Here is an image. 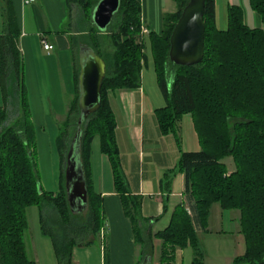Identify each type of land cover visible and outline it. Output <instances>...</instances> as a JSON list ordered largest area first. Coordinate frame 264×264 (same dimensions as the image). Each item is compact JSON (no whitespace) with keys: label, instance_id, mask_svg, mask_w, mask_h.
<instances>
[{"label":"trees","instance_id":"obj_1","mask_svg":"<svg viewBox=\"0 0 264 264\" xmlns=\"http://www.w3.org/2000/svg\"><path fill=\"white\" fill-rule=\"evenodd\" d=\"M3 1V30L0 33L3 98L0 106V264H37L29 259L24 240L29 207L42 209V230L52 238L59 264H73V250L78 245H91L92 238L102 234L104 212L101 196L95 191L91 164L96 138L101 153L110 161L115 191L122 200L125 216L132 223L134 240L140 250L138 264L146 257L153 263L156 239L162 242L159 264H173L176 251L188 246L194 253L193 263L202 264L204 252L194 224L206 230L214 204H219L223 210H237L241 215L246 252L233 264H264V30L246 25L242 8L235 5L228 8L227 29H219L216 1L206 0L204 59L197 66L182 67L172 64L168 55L172 32L189 0H175L177 12L165 14L161 34L152 32L148 39L141 34V0H121L115 16L116 27L109 35L111 52L100 37L102 32L93 24V12L100 0H66L70 16L75 6L93 25L88 32L91 39L81 42L80 46L92 48L107 65L101 107L97 113L85 118L81 126L80 161L89 196L88 214L81 222L72 213L67 199L65 172L73 139L66 131L57 141L64 167L61 191L48 193L39 184L33 164L36 136L20 49L22 32L13 1ZM250 6L264 23V0H250ZM75 43L73 37L76 96L69 106L65 128L68 130L74 126L73 119L78 117L77 132L80 67L79 49L76 53ZM147 53L151 55L157 84L165 100V106L156 110L160 132L162 135L176 133L181 118L191 115L201 146L200 152L181 150L178 164L163 178L164 186L171 193L175 177L185 174L186 195L193 202L195 215L180 205L169 226L158 233L152 231L153 221L142 216V199L130 192L120 161L116 119L108 100L110 92L141 88L143 68L148 65ZM9 104H14L21 116L14 126H4L9 119ZM229 157L235 165L232 173L222 163ZM50 210L57 218L52 228L47 229L43 211ZM106 264H109L107 258Z\"/></svg>","mask_w":264,"mask_h":264},{"label":"crops","instance_id":"obj_2","mask_svg":"<svg viewBox=\"0 0 264 264\" xmlns=\"http://www.w3.org/2000/svg\"><path fill=\"white\" fill-rule=\"evenodd\" d=\"M12 1L22 32L20 49L23 58L37 52L40 54L42 51L39 47L46 51L42 44L45 41L53 46L52 51L56 50V45L59 48L60 54H57L56 58L49 54L52 51H46L48 56H45L50 62L58 60L59 73L62 74L60 55L64 56L67 67L72 70L74 90L68 95L71 99L67 109L68 117L69 106L76 96L71 33H59L62 24L65 20L68 21V17L70 18L67 2L66 0H35L31 3H27L29 0ZM215 1L219 29H227L228 8L234 5L242 8L244 22L248 25L250 16L247 12V0H223L222 4L219 0ZM4 5V1L0 0V33L3 30L1 13ZM141 6L142 24L150 33L158 34L163 30L164 15L174 14L178 8L175 0H141ZM29 14H31L30 22ZM253 17L254 28L264 30L262 19L254 11ZM66 53H71L70 58L65 57ZM64 86L67 94L69 89ZM108 100L116 119L120 161L130 192L142 199V216L153 221V233L164 231L169 226L175 209L180 205H184L194 216L193 202L186 195L185 174L180 173L175 177L171 185V193H168L163 184L165 173L178 164L181 150L201 151L192 116L184 115L181 118L176 133L162 135L156 110L165 106V100L163 98L162 101L153 89L148 94L145 84L142 83L138 90L110 92ZM94 154L95 152L92 153L91 158L94 186L95 191L101 196L105 220L100 234L103 242L97 264H106V258L109 264H138L140 250L134 240L132 223L125 216L122 200L115 191L110 161L101 153L100 147L95 157ZM229 171V173L235 171L234 164L230 166ZM240 218L239 211L223 210L219 204H214L210 210L207 229L203 230L197 223L194 224L204 252L202 264H233L236 258L244 256L246 243L241 233ZM153 244L152 264H159L162 242L156 239ZM73 262L81 264L75 260V257ZM193 262L194 253L190 246L176 251L173 264H194Z\"/></svg>","mask_w":264,"mask_h":264},{"label":"rangeland","instance_id":"obj_3","mask_svg":"<svg viewBox=\"0 0 264 264\" xmlns=\"http://www.w3.org/2000/svg\"><path fill=\"white\" fill-rule=\"evenodd\" d=\"M222 4L224 1L219 0ZM247 12L250 17H248V25L250 28H254L255 19L253 17V10L250 6V0H247ZM43 18V17H42ZM31 20V14L28 15V21ZM71 22V24H70ZM93 25L88 23L84 14L77 9L75 6L72 8V13L68 21L62 24L59 33H71L70 40L76 38L75 51L78 53L80 43L89 42L92 35L88 34ZM116 27V20L114 18L112 24L108 28V32L100 34V37L103 39L104 43L107 45V50L111 52V41L109 35ZM110 30V31H109ZM94 36V35H93ZM148 39V36L146 37ZM140 42V40H139ZM56 45V43H55ZM56 50L49 52L50 55H53L55 58L59 48L56 45ZM40 54L27 55L26 58H23V69H24V79L25 86L27 89V95L29 100V110L31 113V120L35 130L36 136V153L33 158L34 168L36 170L39 184L45 192L57 194L62 189V176L64 167L62 165L61 155L59 152L57 141L62 133L67 132V136L71 137V140L74 139L76 132V119H73L72 127L66 130L65 125L67 121V109L70 102V95L74 90V85L72 82V70L67 67V60H64V56L60 55L61 58V72L59 73L58 60L50 62L45 56H48V53L43 49ZM149 52V51H148ZM71 53H66L70 58ZM148 55V65L143 68L142 83L145 84L147 93L153 91L163 100V96L157 84L156 73L153 68L151 55ZM52 60V59H51ZM69 60V59H68ZM45 68V72H43ZM63 77V79H62ZM171 77L168 78L170 83ZM66 82V83H65ZM68 88L66 94L65 86ZM3 105L2 91L0 87V106ZM9 110V119L4 124V126H14L16 122L21 118L18 113V108L14 104L8 105ZM74 127V128H73ZM100 142L96 138L93 145V152L96 154L99 153ZM228 169L234 164L232 158H226L222 162ZM97 165V164H96ZM235 166V165H234ZM97 167V166H96ZM48 207H46L47 209ZM45 214V215H44ZM88 214L87 209L82 212L80 215L76 216L78 221L82 222V217H85ZM42 209L38 206L29 207L26 210V216L28 221V228L24 234V240L26 245L27 255L30 260L35 261L37 264H59L58 259L55 254L54 245L52 238L45 234L42 230L41 222ZM45 216V226L47 229H51L54 220L57 218L54 212L43 211ZM105 225V220L102 223ZM56 227V226H55ZM54 227V228H55ZM56 230V228H55ZM58 231V230H57ZM59 233V231H58ZM92 244L86 247L78 245L73 250V258L81 262V264H97L100 254V248L103 240L100 236L92 238ZM73 264H75L73 262Z\"/></svg>","mask_w":264,"mask_h":264},{"label":"water","instance_id":"obj_4","mask_svg":"<svg viewBox=\"0 0 264 264\" xmlns=\"http://www.w3.org/2000/svg\"><path fill=\"white\" fill-rule=\"evenodd\" d=\"M205 3L206 0H189L184 7L171 38L169 61L182 67H194L204 59L205 53ZM121 0H100L93 12V24L104 34L120 10ZM79 128L72 140L67 156L65 181L72 213L80 215L88 207V189L80 161V141L83 120L99 111L102 87L106 79V61L92 48H79ZM40 190V187H39ZM141 264H152L146 257Z\"/></svg>","mask_w":264,"mask_h":264},{"label":"built area","instance_id":"obj_5","mask_svg":"<svg viewBox=\"0 0 264 264\" xmlns=\"http://www.w3.org/2000/svg\"><path fill=\"white\" fill-rule=\"evenodd\" d=\"M35 0H29L27 3H31V2H34ZM149 30H148V28H146L144 25L141 27V34H142V36H148L149 35ZM42 44H43V47H44V49L46 50V51H52L53 50V46L52 45H50V44H48L47 42H42Z\"/></svg>","mask_w":264,"mask_h":264}]
</instances>
